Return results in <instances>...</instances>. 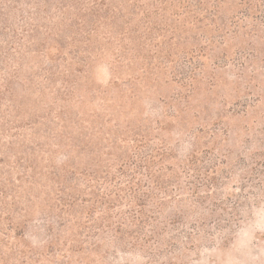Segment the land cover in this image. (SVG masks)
Wrapping results in <instances>:
<instances>
[{"label":"rangeland","instance_id":"1","mask_svg":"<svg viewBox=\"0 0 264 264\" xmlns=\"http://www.w3.org/2000/svg\"><path fill=\"white\" fill-rule=\"evenodd\" d=\"M0 264H264V0H0Z\"/></svg>","mask_w":264,"mask_h":264}]
</instances>
